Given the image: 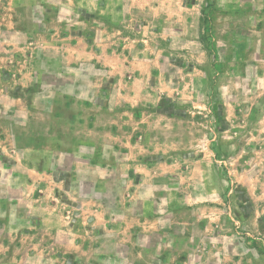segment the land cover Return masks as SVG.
Returning a JSON list of instances; mask_svg holds the SVG:
<instances>
[{
  "label": "rangeland",
  "instance_id": "374dc122",
  "mask_svg": "<svg viewBox=\"0 0 264 264\" xmlns=\"http://www.w3.org/2000/svg\"><path fill=\"white\" fill-rule=\"evenodd\" d=\"M4 4L14 6L12 19L22 32L13 53L28 56V66L39 73L32 90L19 91L24 107L27 100L33 108L28 121L27 108L20 114L25 128L34 120L49 121L52 88L78 97L89 87L79 99L87 103L89 117L96 115L107 132L118 134L120 146L104 149L119 157L117 149L120 156L127 152L122 139L130 130L149 142L159 129L169 138L151 125L176 104L179 115L172 117L183 121L178 127L184 140L161 144L164 156L170 161L182 152L185 169L206 166L201 200L218 204L222 197L226 207L201 211V250L208 252L197 264H264V0H0V8ZM75 34L103 52L97 96L91 93L95 71L87 70L79 84L66 78L74 70L62 61L68 51L52 44ZM147 87L153 96L144 94ZM10 117L8 112L4 118ZM53 125L59 135L78 134L75 125ZM107 139L109 144L112 137ZM185 261L177 255L178 264Z\"/></svg>",
  "mask_w": 264,
  "mask_h": 264
},
{
  "label": "crops",
  "instance_id": "0c3cea01",
  "mask_svg": "<svg viewBox=\"0 0 264 264\" xmlns=\"http://www.w3.org/2000/svg\"><path fill=\"white\" fill-rule=\"evenodd\" d=\"M10 9L14 6L0 8V264H178L177 255L185 256L181 264H197L208 252L201 250V211L226 207L222 197L218 204L201 200L206 166L185 169L182 152L170 161L164 156L161 144L184 140L176 104L171 103L174 114L159 112L164 116L151 125L169 138L159 129L150 142L145 135V143L144 133L130 130L122 139L127 152L120 156L117 149L119 157L104 149L120 146L118 134L107 132L96 115L89 117L87 103L79 99L89 87H80L78 97L52 88L49 121L34 120L25 128L20 114L27 108L28 121L33 108L27 100L24 107L19 91L35 86L39 73L28 66V56L13 53L11 45L20 44L22 32ZM64 37L52 44L68 51L62 61L74 70L65 77L79 84L93 69L91 93L99 95L97 64L103 52L82 34ZM144 94L154 92L147 87ZM8 112L9 120L4 118ZM53 124L75 125L78 134L59 135ZM12 146L15 154L8 152ZM244 169L241 173L248 172Z\"/></svg>",
  "mask_w": 264,
  "mask_h": 264
},
{
  "label": "trees",
  "instance_id": "16d2710c",
  "mask_svg": "<svg viewBox=\"0 0 264 264\" xmlns=\"http://www.w3.org/2000/svg\"><path fill=\"white\" fill-rule=\"evenodd\" d=\"M207 6H209V4L207 3ZM205 11H206V9L205 8H203V13H205Z\"/></svg>",
  "mask_w": 264,
  "mask_h": 264
}]
</instances>
